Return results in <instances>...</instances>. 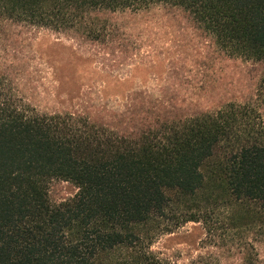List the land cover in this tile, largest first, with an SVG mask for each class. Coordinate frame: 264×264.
Here are the masks:
<instances>
[{
  "label": "trees",
  "instance_id": "trees-1",
  "mask_svg": "<svg viewBox=\"0 0 264 264\" xmlns=\"http://www.w3.org/2000/svg\"><path fill=\"white\" fill-rule=\"evenodd\" d=\"M155 6L188 12L220 58L264 63V0H0V264H179L151 245L186 222L237 231L239 264H264V73L249 100L183 118L164 88L139 106L132 93L112 121L40 112L3 36L10 21L100 40L92 13ZM53 180L76 193L52 203Z\"/></svg>",
  "mask_w": 264,
  "mask_h": 264
},
{
  "label": "rangeland",
  "instance_id": "rangeland-1",
  "mask_svg": "<svg viewBox=\"0 0 264 264\" xmlns=\"http://www.w3.org/2000/svg\"><path fill=\"white\" fill-rule=\"evenodd\" d=\"M90 18L106 25L104 39L92 40L75 29L6 22V44L33 72L25 96L38 111H78L112 121V109L132 93L139 106L145 94L164 88L166 101L184 104L171 116L183 118L227 101L249 100L264 73V63L222 53L220 58L210 36L180 7L96 11ZM76 191L68 181L53 180L49 200L57 204ZM213 232L208 237L201 222H186L157 236L151 248L179 264H239L237 231L217 222ZM255 246L264 258V242Z\"/></svg>",
  "mask_w": 264,
  "mask_h": 264
}]
</instances>
